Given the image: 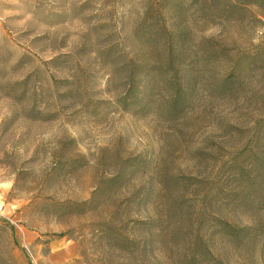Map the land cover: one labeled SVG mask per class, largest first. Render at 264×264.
I'll list each match as a JSON object with an SVG mask.
<instances>
[{
    "label": "rangeland",
    "instance_id": "rangeland-1",
    "mask_svg": "<svg viewBox=\"0 0 264 264\" xmlns=\"http://www.w3.org/2000/svg\"><path fill=\"white\" fill-rule=\"evenodd\" d=\"M0 0V264H264V0Z\"/></svg>",
    "mask_w": 264,
    "mask_h": 264
},
{
    "label": "trees",
    "instance_id": "trees-1",
    "mask_svg": "<svg viewBox=\"0 0 264 264\" xmlns=\"http://www.w3.org/2000/svg\"><path fill=\"white\" fill-rule=\"evenodd\" d=\"M234 2L236 1L237 3L239 2H241V3H246V2H244L245 0H233Z\"/></svg>",
    "mask_w": 264,
    "mask_h": 264
}]
</instances>
